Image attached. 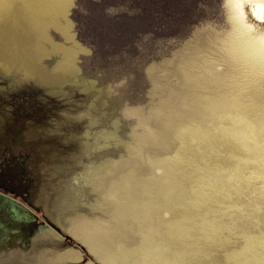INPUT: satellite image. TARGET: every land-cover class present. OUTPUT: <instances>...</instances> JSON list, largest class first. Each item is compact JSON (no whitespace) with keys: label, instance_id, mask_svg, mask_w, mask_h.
<instances>
[{"label":"rangeland","instance_id":"obj_1","mask_svg":"<svg viewBox=\"0 0 264 264\" xmlns=\"http://www.w3.org/2000/svg\"><path fill=\"white\" fill-rule=\"evenodd\" d=\"M256 3L0 2V264H264ZM159 62L170 81L185 64L208 72L228 97L206 107L212 127L175 126V146L147 156V174L123 171L127 192L114 197L106 183L137 131L128 105L146 104ZM94 226L115 232L110 253L93 240Z\"/></svg>","mask_w":264,"mask_h":264},{"label":"water","instance_id":"obj_2","mask_svg":"<svg viewBox=\"0 0 264 264\" xmlns=\"http://www.w3.org/2000/svg\"><path fill=\"white\" fill-rule=\"evenodd\" d=\"M157 65L160 69L149 73L151 88L146 104L128 105L135 112L133 120L136 122L137 131L133 133L135 142L130 147V157L123 162L128 161L133 165L135 175L147 174L150 171L147 156L170 151L175 146L173 139L175 126L195 120L199 125H203L202 119L205 118L203 100L178 98L172 95L165 85L166 75L165 71H162L161 62ZM54 69L65 73L72 72ZM225 100L226 98H207L211 105ZM131 187L135 190V183H132ZM117 232L125 241L133 242L135 239L134 234L126 229H119Z\"/></svg>","mask_w":264,"mask_h":264},{"label":"bare ground","instance_id":"obj_3","mask_svg":"<svg viewBox=\"0 0 264 264\" xmlns=\"http://www.w3.org/2000/svg\"><path fill=\"white\" fill-rule=\"evenodd\" d=\"M4 1H6V0H0V2H4ZM256 1H257V3L255 5V7H254L253 15L256 16V14H257L258 16H261L260 14L262 12V9L264 8V0H256ZM27 2H29V4H31V0H27ZM54 18L58 19V20H52V22L54 24H56V23L58 24L59 21L61 20V16H59V15L55 16ZM227 49H229V48H227ZM209 62H210V65L213 64V61L209 60ZM167 66L168 65L166 64L165 68H167ZM172 67H171V70H172ZM190 69L191 68L188 65H186V64L182 67V76H181L182 79L180 78L181 82H180V79H178V78H177V81H170L169 79L166 78L165 85H166L168 91L172 95H174L175 97H178V98H203V96H201V95H202L203 89L205 88L204 84H206L207 87H208V85H210L211 88H212L211 89L210 86H209V88H210L209 96L206 97V98H227L228 97V95H226V93L224 91L217 90L218 84L217 85L215 84L216 83L215 78L211 77L208 74V72L197 71L193 75L192 74V70H190ZM213 83H214V86H215V88H214L215 91H214V89L212 87ZM182 84L184 85V87H182L183 86ZM191 85L193 87L192 88V90H193L192 96H191V93L189 91ZM223 90H225L224 87H223ZM207 106H211V103L206 100L204 102V104H203L205 118H203L202 121H203V126L206 125L205 127L209 128V125H211V127H212V125H214V124H212L213 122H211L212 120H210L211 119V114H210L209 110L206 108ZM194 122H195V124L199 125L197 120H195ZM198 127L200 129H204L200 125ZM262 162H264V161H262ZM262 162H261V164H262ZM132 166L133 165L131 163H127V162H123L122 163L121 162V164L118 167V169L120 168V170H118L115 173L114 172L111 173L110 174L111 177H112L111 182L110 183H108V182L106 183V185H109L108 187L110 189V193H109V190H107V189L105 190V192H108L109 195L113 194L114 197L122 196V194L126 191V188L122 187V184H123L122 180H124V178H132L133 179L134 173H133ZM127 167H129L130 170L127 171V169H126ZM260 170H263V169H260ZM123 171H126V173H128L127 176L124 177V178L121 177L123 175V173H122ZM118 174H120V175H118ZM140 180L141 179L139 178L138 181L140 182ZM116 181H118V183H116ZM119 184H121V185H119ZM118 193H119L120 196L118 195ZM134 199H138V198H134ZM134 199L130 195H128V203L129 204ZM83 228H85V230L86 229H90V227L89 228L83 227ZM105 230L107 231V228H105ZM90 231H91L90 233H91V235L93 237V240L96 241L97 245L101 248V251H104L106 253H110L111 252L110 251V247L112 246V244L115 241L114 238H113L115 232L107 234V236H106L104 234V232H103V229H100L99 227H96V226L92 227L90 229ZM98 231H99V233H98ZM95 232L98 233V234H95ZM115 235H117V234H115ZM108 239H111V240H108ZM120 245H126V244L123 241H120L119 246Z\"/></svg>","mask_w":264,"mask_h":264},{"label":"snow or ice","instance_id":"obj_4","mask_svg":"<svg viewBox=\"0 0 264 264\" xmlns=\"http://www.w3.org/2000/svg\"><path fill=\"white\" fill-rule=\"evenodd\" d=\"M262 23H264V21H261Z\"/></svg>","mask_w":264,"mask_h":264}]
</instances>
